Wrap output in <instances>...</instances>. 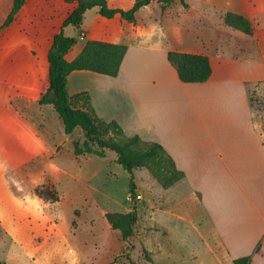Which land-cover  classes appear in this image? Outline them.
I'll use <instances>...</instances> for the list:
<instances>
[{
	"label": "rangeland",
	"instance_id": "rangeland-1",
	"mask_svg": "<svg viewBox=\"0 0 264 264\" xmlns=\"http://www.w3.org/2000/svg\"><path fill=\"white\" fill-rule=\"evenodd\" d=\"M107 1L112 8L128 10L135 0ZM11 3L0 0V26ZM74 6L63 0H26L14 21L0 31V263L232 264L224 249L229 248L237 257L245 253L251 264H264V50L253 47V37L226 27L225 12L203 0H174L164 8L152 2L132 23L119 16L105 19L92 9L78 29H63L78 39L70 55L88 40L111 43L123 38L130 50L128 77L165 76L176 96L172 103L164 97L111 102L105 91L117 93V84L88 73L92 77H80V86L111 119L106 122L122 119L126 136L161 145L175 137H188L190 143L198 139L207 159L215 165L226 162L230 172H223L209 210L212 226L217 230L219 224L227 225L230 237L219 233L208 238L206 222L198 215L188 219L180 213L179 223L166 215L173 206L166 203L167 190L157 188L145 169L133 171V201L129 176L114 152L105 150L103 158L75 157L72 143L82 140V131L76 128L65 135L53 106L39 105L48 86V47ZM163 50L204 52L234 61L226 67L225 79L188 87L178 80ZM45 185L54 188L56 202L34 195L35 187ZM133 206L137 222L133 236L123 241L105 214L129 213Z\"/></svg>",
	"mask_w": 264,
	"mask_h": 264
},
{
	"label": "trees",
	"instance_id": "trees-1",
	"mask_svg": "<svg viewBox=\"0 0 264 264\" xmlns=\"http://www.w3.org/2000/svg\"><path fill=\"white\" fill-rule=\"evenodd\" d=\"M66 4H75L72 11L63 20L60 30L55 34L47 50L48 86L39 99V105H52L62 121L65 135H71L74 129L79 128L82 140L73 141V155H93L98 158L105 157V150L116 154V162L128 174V187L130 198L134 201L136 186L133 171L145 169L162 189H168L184 178L183 172L177 170L171 156L161 144L146 142L137 135L128 137L121 126L115 121L106 122L99 118L90 102L86 91L73 96L68 94L67 78L74 71H89L97 75L116 77L122 60L127 52L124 44H115L98 40H88L81 51L71 61L65 59L66 54L77 44L78 39L67 36L63 29L72 26L78 29L84 14L92 9L105 18L112 19L119 16L127 22L136 20V13L152 2L162 8L169 6L174 0H135L128 10L112 8L107 0H63ZM26 0H12L11 7L0 26V31L7 28L18 12L24 7ZM223 23L226 27L236 30L244 35L252 36L254 28L247 18L231 12H225ZM81 33L79 34V38ZM166 60L175 68L178 80L183 84H202L212 75L209 57L204 54L168 51ZM44 189V192H42ZM33 193L38 198L54 203L57 196L52 186H37ZM105 219L112 230L120 233L123 241L133 236L134 226L137 222L135 206L132 212H107ZM2 264V263H0ZM130 264H135L131 261ZM232 264H251L249 256L233 260Z\"/></svg>",
	"mask_w": 264,
	"mask_h": 264
},
{
	"label": "crops",
	"instance_id": "crops-1",
	"mask_svg": "<svg viewBox=\"0 0 264 264\" xmlns=\"http://www.w3.org/2000/svg\"><path fill=\"white\" fill-rule=\"evenodd\" d=\"M203 1L208 6L216 7L218 9L223 10L224 12H231L237 15H241L247 18L248 20H250L254 28V31L251 37L254 38V42L256 41L253 47H255L256 50H264V0H203ZM60 27L55 34L59 32ZM259 33L261 34L260 36L263 42L258 41ZM122 40L123 38L116 40V41H112L111 43L126 45L124 41ZM83 45L80 47L76 55L81 51ZM126 46L128 49L122 60L118 75L116 77H107V76L100 75L101 77L111 79V80H105L104 78H98L100 82L112 81L109 83L117 84V93L111 91V89H106L105 94H106L107 99L110 100L111 102L115 100H120L124 102L135 101V102L140 103L141 101H144V100H148L152 98L158 99L159 97H164L168 103L175 102L176 96L173 95L172 89L170 88L169 84L165 81V76L162 77V75L160 76L158 74H153V75L146 74V75H141V78H137V79H131L128 77V73L126 71V62H127V58H128V54L130 50H129L128 45ZM168 51L170 50H163L162 53L164 57H166V53ZM69 52L65 56V59L67 61L73 60L76 56V55H70ZM190 53H198V54L207 55L209 57L210 64L212 67V75L207 82L202 83V84H183V85H188V87H191V86L198 87L196 85L207 86L213 82H216L217 80L225 79L226 78L225 69L227 66L232 64L234 61L233 59H228V58L220 57V56L211 57L209 54H206L204 52H190ZM148 66L153 67L155 66V64H153L152 62H149ZM88 73H91V72L74 71L70 73V75L67 78V90L70 96H73L83 91H86L90 97L92 96L90 91L84 87H81L79 83L80 77H84V76L92 77ZM173 80L174 78L172 76V82ZM180 87H183V86H180ZM154 94H161V95L154 96ZM147 95H151V96H147ZM178 98H182V97L178 96ZM189 98L191 101L193 100L192 96H190ZM92 99L93 98H91V103H92V107L94 108L96 115L102 120H105V121L111 120V119H108L101 111L97 110L96 105L94 104ZM247 103L249 106V110H251L249 100H247ZM136 108H137V112L139 113V115L141 114L140 116H142L143 108H141L140 106ZM117 120L119 122V125L123 127L122 119H117ZM258 136L260 139L261 135L259 134ZM199 141L200 140L196 139L195 143L193 142L190 143L188 137H186L185 139L175 137L174 141L170 143L162 144V147L164 148V150L173 159L177 170L183 172L184 174V178L182 180H180L173 186L166 189L167 190V193H166L167 202L166 203L168 205L173 204V206L170 207V210H168L166 215L172 216L174 220L178 223L180 222L179 219L181 218L180 213H183L184 216H186L188 219H190L192 216L196 217L198 215L199 218H202V220L206 222L208 238H211V236L216 237V235L219 236V233H220L226 239L230 237V235L226 234L227 232L229 233L231 232L230 228H228L227 225H225L224 227H221L219 224L216 227L217 228L216 230L212 226V223L210 221L211 212L209 208H211V206L213 205V199H215L216 193L218 192V190L220 189L222 185L220 178L223 172L226 171V174H229L230 171H229L228 165L223 159H222L223 165H215L213 161L207 159V156L205 153L207 149ZM155 185H157L156 186L157 188L159 187L158 183H156ZM161 190L165 191L162 188ZM182 219H183V216H182ZM185 221L187 220L185 219ZM165 225L167 226V224ZM236 230H237V227H236ZM220 245L222 247L225 246L222 243ZM224 249L229 252L227 253V255L232 260V262L233 260L237 258L245 257L244 255L245 253H240L241 255L237 257L239 253H233L232 255L229 248L227 249L224 248Z\"/></svg>",
	"mask_w": 264,
	"mask_h": 264
}]
</instances>
